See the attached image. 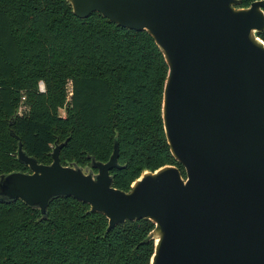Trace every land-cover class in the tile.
Wrapping results in <instances>:
<instances>
[{
  "label": "water",
  "instance_id": "water-1",
  "mask_svg": "<svg viewBox=\"0 0 264 264\" xmlns=\"http://www.w3.org/2000/svg\"><path fill=\"white\" fill-rule=\"evenodd\" d=\"M79 19L99 13L146 31L169 71L162 118L176 166L144 171L129 192L114 187L119 136L107 162L62 165L71 139L57 138L39 163L17 140L29 171L0 174V203L22 201L48 218L50 204L74 198L109 220H150V264H264V0H66Z\"/></svg>",
  "mask_w": 264,
  "mask_h": 264
},
{
  "label": "trees",
  "instance_id": "trees-1",
  "mask_svg": "<svg viewBox=\"0 0 264 264\" xmlns=\"http://www.w3.org/2000/svg\"><path fill=\"white\" fill-rule=\"evenodd\" d=\"M258 0H242L249 7ZM264 41V32L259 34ZM168 65L146 31L122 28L99 13L79 19L66 0H0V174L29 171L17 140L39 163L52 162L56 139L66 166L107 162L119 136L114 187L129 192L144 171L174 158L162 118ZM43 85V90L41 89ZM21 104L27 106L19 112ZM65 111V116L60 115ZM109 220L74 198H59L41 220L22 201L0 203V264H150V220Z\"/></svg>",
  "mask_w": 264,
  "mask_h": 264
},
{
  "label": "rangeland",
  "instance_id": "rangeland-1",
  "mask_svg": "<svg viewBox=\"0 0 264 264\" xmlns=\"http://www.w3.org/2000/svg\"><path fill=\"white\" fill-rule=\"evenodd\" d=\"M26 111H27V106H25L24 104H21V106L19 107V112L23 114ZM60 115L62 117H64L65 116V111L64 110H60Z\"/></svg>",
  "mask_w": 264,
  "mask_h": 264
},
{
  "label": "built area",
  "instance_id": "built-area-1",
  "mask_svg": "<svg viewBox=\"0 0 264 264\" xmlns=\"http://www.w3.org/2000/svg\"><path fill=\"white\" fill-rule=\"evenodd\" d=\"M43 88H44L43 85H41V89H42V90H43Z\"/></svg>",
  "mask_w": 264,
  "mask_h": 264
}]
</instances>
